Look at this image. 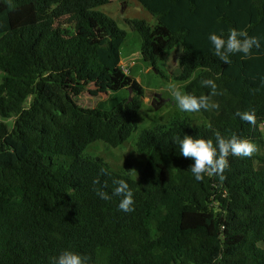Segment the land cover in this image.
<instances>
[{
  "label": "trees",
  "instance_id": "16d2710c",
  "mask_svg": "<svg viewBox=\"0 0 264 264\" xmlns=\"http://www.w3.org/2000/svg\"><path fill=\"white\" fill-rule=\"evenodd\" d=\"M136 1L155 18L126 20L143 56L157 70L180 46L174 79L196 96L213 79L219 108L199 112L206 125L189 118L143 130L139 178L114 171L85 149L126 141L144 89L120 67L126 33L98 10L109 0H0V264H51L64 249L87 264H264V156L229 155L221 174L196 180L174 142L188 134L215 143L219 132L264 145V0ZM232 28L261 47L225 63L208 34ZM89 82L128 95L80 107ZM244 111L255 124L239 118ZM114 179L132 189V211L96 194L111 195Z\"/></svg>",
  "mask_w": 264,
  "mask_h": 264
},
{
  "label": "rangeland",
  "instance_id": "374dc122",
  "mask_svg": "<svg viewBox=\"0 0 264 264\" xmlns=\"http://www.w3.org/2000/svg\"><path fill=\"white\" fill-rule=\"evenodd\" d=\"M98 10L114 19L118 26L125 31L126 36L120 47V59H130L121 63V66L125 73L137 79L142 85L144 93L141 97L140 109L135 118L136 130L130 134L126 141L116 148H112L102 141H95L87 146L85 154L95 160H101L114 171L127 172L131 178L138 179L146 162V155L136 148L137 140L143 130L153 129L155 125H167L174 120H187L190 118L191 120H189L193 125H206L207 121L199 112H182L167 91L169 83H175L182 92H185L184 86L187 82L177 81L172 74H169L176 71L175 59L169 65V67H174L171 72L167 73L166 67L164 68L162 64L161 69L154 70L151 63L141 52L139 33L131 29L125 21L138 18L144 19L149 24H154L155 18L136 0H125L124 2L109 0L107 4L100 6ZM176 48L180 49V46ZM174 49L170 51L173 58L178 55L174 52ZM157 66L159 67V63ZM198 71L193 74V77ZM101 85L100 82H89L85 85L82 93L76 97L77 104L83 108H94L102 102H108L110 98L128 95L125 90L112 92L102 88ZM154 98L160 103H154ZM6 121L11 123L10 119ZM262 132L264 133V128H262ZM255 152L264 156V145H257Z\"/></svg>",
  "mask_w": 264,
  "mask_h": 264
},
{
  "label": "clouds",
  "instance_id": "9594fccd",
  "mask_svg": "<svg viewBox=\"0 0 264 264\" xmlns=\"http://www.w3.org/2000/svg\"><path fill=\"white\" fill-rule=\"evenodd\" d=\"M208 41L214 50V54L225 63L230 62V56L233 54L241 53L243 57H247L251 54L253 48L258 49L261 47L260 38L249 36L246 31L235 28L229 29L226 36L223 31L219 34L210 32L208 34ZM128 59H120V67L123 72L121 63L126 62ZM201 83L204 87L210 89L208 95L196 96L191 93L182 92L175 83H169L167 91L182 112L197 113L201 110L218 109L219 105L211 101V96L217 94L215 81L209 78L202 80ZM154 103L159 104L160 102L154 98ZM237 115L242 121L249 124H255L256 122L255 113L252 111L238 112ZM260 124L259 128L262 130L264 126L261 128ZM174 142L179 146V154L192 160L189 167L196 180L203 179L204 173L210 176L221 174L228 167L229 155L249 157L256 151V146L249 140L238 138L235 134L224 137L219 132L215 133V143L212 139L194 137L188 134H185L183 137H174ZM221 179H223L222 176ZM93 183L95 184L97 181H93ZM113 184L116 187L111 195L102 190H96V194L103 200H110L113 196L120 197L118 210L123 212L132 211L134 193L129 187L128 182L125 179H114ZM87 261L88 258L86 256H82L70 249H64L51 260V264H87Z\"/></svg>",
  "mask_w": 264,
  "mask_h": 264
},
{
  "label": "crops",
  "instance_id": "0c3cea01",
  "mask_svg": "<svg viewBox=\"0 0 264 264\" xmlns=\"http://www.w3.org/2000/svg\"><path fill=\"white\" fill-rule=\"evenodd\" d=\"M175 48V49H174ZM173 49H174V52L175 53H177L178 55L175 57V58H173V56H171V54H170V51H168L167 53H165L164 55H163V57L159 60V68L161 69V64L164 66V68L166 69V72L167 73H169V72H171L172 70H173V66L172 67H169V65H170V63L171 62H173V59H175L174 60V66L176 67V71H173L172 73H169V74H172L173 75V77L175 76V75H177L178 74V70H177V60H178V56H179V54H180V52H181V48L179 49V48H176V47H174ZM172 49V50H173ZM164 59V60H163ZM163 61V62H162Z\"/></svg>",
  "mask_w": 264,
  "mask_h": 264
},
{
  "label": "built area",
  "instance_id": "2783aa9c",
  "mask_svg": "<svg viewBox=\"0 0 264 264\" xmlns=\"http://www.w3.org/2000/svg\"><path fill=\"white\" fill-rule=\"evenodd\" d=\"M264 126V122H262L261 124H260V127L262 128Z\"/></svg>",
  "mask_w": 264,
  "mask_h": 264
}]
</instances>
